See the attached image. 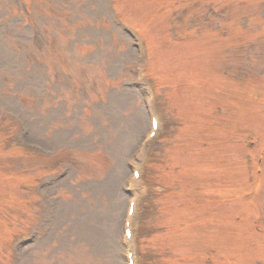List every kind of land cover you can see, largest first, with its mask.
<instances>
[{
	"label": "rangeland",
	"instance_id": "obj_1",
	"mask_svg": "<svg viewBox=\"0 0 264 264\" xmlns=\"http://www.w3.org/2000/svg\"><path fill=\"white\" fill-rule=\"evenodd\" d=\"M150 85L139 263L264 264V0H0V264H123Z\"/></svg>",
	"mask_w": 264,
	"mask_h": 264
}]
</instances>
